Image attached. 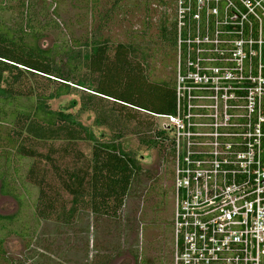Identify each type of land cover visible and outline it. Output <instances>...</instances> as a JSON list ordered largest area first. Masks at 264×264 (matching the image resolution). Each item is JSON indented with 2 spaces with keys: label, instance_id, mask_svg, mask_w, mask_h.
I'll return each instance as SVG.
<instances>
[{
  "label": "built area",
  "instance_id": "1",
  "mask_svg": "<svg viewBox=\"0 0 264 264\" xmlns=\"http://www.w3.org/2000/svg\"><path fill=\"white\" fill-rule=\"evenodd\" d=\"M171 264H264V0H174ZM261 181V182H260Z\"/></svg>",
  "mask_w": 264,
  "mask_h": 264
},
{
  "label": "trees",
  "instance_id": "2",
  "mask_svg": "<svg viewBox=\"0 0 264 264\" xmlns=\"http://www.w3.org/2000/svg\"><path fill=\"white\" fill-rule=\"evenodd\" d=\"M11 1L15 2L11 9L15 11L5 16ZM58 17L57 0H0V194L13 198L20 206L24 198L28 199L26 214L38 228L41 221L55 213V199L48 198L44 191L47 172L43 164L53 169L58 187L72 197L73 207L64 221L78 205L89 208L96 216L117 219L133 179L142 170L137 153L124 148L119 134L101 141L91 127L81 122L82 114L95 111L94 98L105 97L121 105L125 110L121 116L126 120L135 121V114L141 113L151 119L153 114L175 112L171 84L149 82L142 65L133 58L130 45L119 43L111 48L101 37L99 26L84 38L72 33L62 36ZM166 32L163 29L164 41L174 45ZM49 33L57 34V38L50 47H44L41 42ZM76 92L81 93L76 113L49 108L50 101ZM75 105L73 102L71 107ZM102 125L98 114L94 126ZM161 139L164 158L168 160L171 151L165 129L160 128L153 136H142L138 143L153 149L159 147ZM59 140L69 142L70 151L77 141L91 142L90 160L76 156L70 168L61 169L51 153L43 154L36 148L41 144L35 145ZM63 151L70 153L67 148ZM35 185L37 197L31 200L28 187ZM20 212L0 214L2 259L4 239L16 235L29 241L38 232L32 236L23 233L26 226ZM45 262L52 264L50 259ZM142 262L147 264L144 259Z\"/></svg>",
  "mask_w": 264,
  "mask_h": 264
},
{
  "label": "rangeland",
  "instance_id": "3",
  "mask_svg": "<svg viewBox=\"0 0 264 264\" xmlns=\"http://www.w3.org/2000/svg\"><path fill=\"white\" fill-rule=\"evenodd\" d=\"M173 4L174 0H57V20L62 26V36L72 33L84 38L99 26L101 37L111 48L119 43L130 45L133 58L142 65L149 82L172 84L176 66L174 45L170 40L164 41L163 29L172 39L169 30ZM8 5L10 10L4 13L5 16L15 11L11 10L14 1ZM56 38L57 34L49 33L41 44L50 47ZM80 97L81 93L76 92L50 101L49 108L74 114L80 107ZM93 101L95 111L82 114L81 122L91 127L101 141L119 134L124 148L137 153L142 167L130 185L119 217L96 216L89 208L78 205L64 221L73 207L72 197L58 187L53 169L43 164L47 172L44 191L48 198L55 199V213L41 221V227H35L26 214L29 213L28 199L24 198L20 206L13 198L0 194L1 215L9 216L21 211L20 216H24L22 221L26 226L23 233L32 236L38 231L29 241L16 235L4 239L5 259L0 257V264H44L48 259L52 264H141L143 259L147 264H170L173 214L170 158H164L162 139L159 147L153 149H146L138 143L142 136H153L167 120L152 116L150 119L143 113L135 114V121L126 120L121 116L125 110L111 99L96 97ZM73 102L76 105L71 107ZM98 114L103 122L100 127L94 126ZM167 136L170 138L169 131ZM40 144L37 150L43 154L51 153L61 169L70 168L77 158L90 160L93 147L85 140L75 142L73 151L69 150L71 144L65 140L35 145ZM64 148L70 153L64 154ZM28 189L32 194L31 200H34L37 186H29ZM85 199L88 200L87 197ZM54 245L58 248L55 249Z\"/></svg>",
  "mask_w": 264,
  "mask_h": 264
},
{
  "label": "water",
  "instance_id": "4",
  "mask_svg": "<svg viewBox=\"0 0 264 264\" xmlns=\"http://www.w3.org/2000/svg\"><path fill=\"white\" fill-rule=\"evenodd\" d=\"M263 180H264V179H263ZM260 182H261V181H260ZM262 224L264 225V214H263Z\"/></svg>",
  "mask_w": 264,
  "mask_h": 264
}]
</instances>
